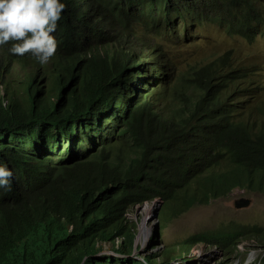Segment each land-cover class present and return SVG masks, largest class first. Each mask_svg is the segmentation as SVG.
Wrapping results in <instances>:
<instances>
[{
	"label": "trees",
	"instance_id": "trees-1",
	"mask_svg": "<svg viewBox=\"0 0 264 264\" xmlns=\"http://www.w3.org/2000/svg\"><path fill=\"white\" fill-rule=\"evenodd\" d=\"M61 2L49 63L0 45V166L13 173L0 188V264H176L198 244L228 258L243 240L264 243L263 225L232 222L133 254L127 214L160 198L177 217L236 187L264 192L253 70L232 50L178 64L168 49L204 21L254 41L264 0Z\"/></svg>",
	"mask_w": 264,
	"mask_h": 264
},
{
	"label": "rangeland",
	"instance_id": "rangeland-1",
	"mask_svg": "<svg viewBox=\"0 0 264 264\" xmlns=\"http://www.w3.org/2000/svg\"><path fill=\"white\" fill-rule=\"evenodd\" d=\"M185 42L179 41L171 44L169 51L176 54L175 61L180 64L181 61H192L200 59L201 57L211 56L212 53L223 55L225 52L232 50L234 52L233 59L241 66H245L253 70L256 83L257 92L246 95L245 100H250L251 103L257 102L260 97L264 96V35L259 34L254 41H248L244 38L229 34L224 25L213 21H204L196 25L189 39H184ZM188 56L185 57L184 54ZM190 56V57H189ZM174 58V57H173ZM160 207L162 202L158 201ZM152 206L150 203H145L129 212V218L132 221H138L140 232V223L145 216L144 208ZM165 207L159 209V221L154 216L148 219V225L151 226L152 234L159 230L162 226V220L166 221V226L163 229V235L151 247H147L148 240L143 241L142 244L135 242L137 248L140 246L139 254L145 255L162 249L166 251L168 248L172 249V244L183 240L192 233L205 230H215L226 228L232 222L242 224H257L264 226V192L254 191L250 189L236 187L232 192L226 196L212 199L209 204L197 205L190 208L185 213L177 217H172L170 214V206L166 202ZM166 214V215H165ZM151 234V235H152ZM147 239V238H146ZM144 240V237L142 238ZM146 242V243H145ZM244 249H239L240 253L236 251L228 258H225L221 252L210 250L199 244V250H195L194 254L189 255L191 262L189 264H217L218 262L230 259L232 264L242 260L244 262L247 253V246L254 249L259 257L264 255V243L257 242L249 244L242 243ZM134 246V247H135ZM155 246V247H154ZM152 248H154L152 250ZM203 248V250H201ZM109 250V247L106 248ZM135 253V249L133 254ZM136 254V253H135ZM172 254V253H171ZM170 254V256H171ZM178 254L179 257L185 259L181 252L173 251L172 256ZM169 256V257H170ZM192 256V257H191ZM174 258V257H173ZM179 258L175 259L176 264H180ZM185 263V262H183Z\"/></svg>",
	"mask_w": 264,
	"mask_h": 264
},
{
	"label": "clouds",
	"instance_id": "clouds-1",
	"mask_svg": "<svg viewBox=\"0 0 264 264\" xmlns=\"http://www.w3.org/2000/svg\"><path fill=\"white\" fill-rule=\"evenodd\" d=\"M65 9L66 4L61 2V0H0V45L11 43L9 52L12 55L25 56L26 54H30L41 65L49 63L59 48L60 41L54 33L57 31L58 22L61 20L62 13ZM12 175L13 173L10 169L6 166H0V188L10 189V179ZM158 201L162 202L161 206L163 207V201L160 198L145 203H150L152 205L157 204L156 208L158 207L161 209L162 207H160ZM145 203L140 206L145 205ZM127 214L129 217V213ZM156 220L159 221V215ZM136 223L139 229L138 221H136ZM138 229L135 242L138 241V243L140 242L142 244L143 241H149L152 234L151 227L144 240L139 238ZM157 231H159V224L157 225ZM245 242L249 244L257 243V241L253 239H250V241L243 240L238 243L234 253H236V251L240 253L239 249H244L241 248V246L243 245L242 243ZM198 245L192 248L190 254H194L195 250H199L200 247ZM137 246L138 245H136L134 249L135 253L139 254L140 251ZM204 246L207 247V245ZM250 248L251 247L247 246L248 251ZM153 249L154 248H152V250ZM201 250H203V248H201ZM210 250L222 253L218 248H210ZM103 252L113 253L112 250L107 249ZM247 253L244 262L241 260L234 264H253L252 253L249 252L248 257ZM189 255L187 256L188 259L182 260V262L180 259V264H189L191 262ZM263 256L261 257L262 264H264ZM225 264H232V261L228 259Z\"/></svg>",
	"mask_w": 264,
	"mask_h": 264
},
{
	"label": "bare ground",
	"instance_id": "bare-ground-1",
	"mask_svg": "<svg viewBox=\"0 0 264 264\" xmlns=\"http://www.w3.org/2000/svg\"><path fill=\"white\" fill-rule=\"evenodd\" d=\"M156 206L157 204H154L152 206H147L143 209L145 216L143 217L142 222L140 223V232H139V235H140L139 238H141V240L143 237L145 238L147 236L150 230L151 226L148 225L149 224L148 219L150 216L154 214Z\"/></svg>",
	"mask_w": 264,
	"mask_h": 264
},
{
	"label": "built area",
	"instance_id": "built-area-1",
	"mask_svg": "<svg viewBox=\"0 0 264 264\" xmlns=\"http://www.w3.org/2000/svg\"><path fill=\"white\" fill-rule=\"evenodd\" d=\"M244 246L242 245L241 248H243ZM249 252L252 253V259H253V264H262L261 261V257H259V254H256V252L254 251L253 248H250L248 253H247V257L249 255Z\"/></svg>",
	"mask_w": 264,
	"mask_h": 264
},
{
	"label": "water",
	"instance_id": "water-1",
	"mask_svg": "<svg viewBox=\"0 0 264 264\" xmlns=\"http://www.w3.org/2000/svg\"><path fill=\"white\" fill-rule=\"evenodd\" d=\"M158 215H159V208L157 207L155 209V212H154L153 216H154L155 219H158Z\"/></svg>",
	"mask_w": 264,
	"mask_h": 264
}]
</instances>
